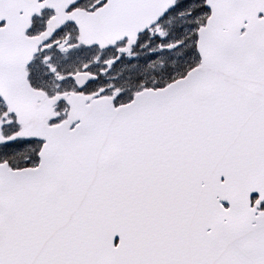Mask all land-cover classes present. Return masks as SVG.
Here are the masks:
<instances>
[{"label": "snow or ice", "instance_id": "obj_1", "mask_svg": "<svg viewBox=\"0 0 264 264\" xmlns=\"http://www.w3.org/2000/svg\"><path fill=\"white\" fill-rule=\"evenodd\" d=\"M0 264H264V0H0Z\"/></svg>", "mask_w": 264, "mask_h": 264}]
</instances>
